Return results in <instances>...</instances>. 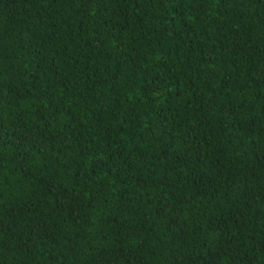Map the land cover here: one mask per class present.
Segmentation results:
<instances>
[{"label": "trees", "instance_id": "obj_1", "mask_svg": "<svg viewBox=\"0 0 264 264\" xmlns=\"http://www.w3.org/2000/svg\"><path fill=\"white\" fill-rule=\"evenodd\" d=\"M0 264H264V0H0Z\"/></svg>", "mask_w": 264, "mask_h": 264}]
</instances>
